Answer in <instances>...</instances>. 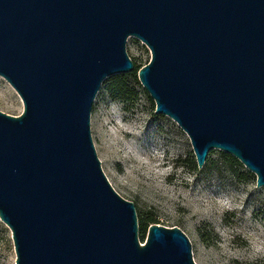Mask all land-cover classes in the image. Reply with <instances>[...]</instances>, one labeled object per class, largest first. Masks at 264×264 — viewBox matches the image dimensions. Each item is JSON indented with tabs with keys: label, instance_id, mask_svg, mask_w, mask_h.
<instances>
[{
	"label": "water",
	"instance_id": "1",
	"mask_svg": "<svg viewBox=\"0 0 264 264\" xmlns=\"http://www.w3.org/2000/svg\"><path fill=\"white\" fill-rule=\"evenodd\" d=\"M131 37L151 53L138 79L157 115L264 187V0H0V77L23 112L0 111V220L15 264H196L178 227L139 238L91 134L103 82L131 73Z\"/></svg>",
	"mask_w": 264,
	"mask_h": 264
},
{
	"label": "rangeland",
	"instance_id": "2",
	"mask_svg": "<svg viewBox=\"0 0 264 264\" xmlns=\"http://www.w3.org/2000/svg\"><path fill=\"white\" fill-rule=\"evenodd\" d=\"M127 52L135 67L151 60L135 37L128 39ZM133 73L117 75L127 76L131 94L125 100L113 97L106 82L91 113L93 143L114 190L134 203L139 223L151 213L157 224L180 228L196 264H264V187L242 164L226 165L219 150L209 153L207 167L195 170L190 138L155 113L154 100ZM0 111L23 112L21 98L2 77ZM140 236L139 230L142 242ZM15 261L12 233L0 220V264Z\"/></svg>",
	"mask_w": 264,
	"mask_h": 264
},
{
	"label": "trees",
	"instance_id": "3",
	"mask_svg": "<svg viewBox=\"0 0 264 264\" xmlns=\"http://www.w3.org/2000/svg\"><path fill=\"white\" fill-rule=\"evenodd\" d=\"M142 67H135L134 73L129 75L131 77H134L137 79L138 77V72ZM127 76L126 75H122V76H112L108 78V81H104L103 85L107 84V90L110 92V94L113 97H117L118 99L121 100H125L127 98V96H129L131 94V91L129 89V85L126 83L125 78ZM224 161L226 163V165L231 166V168H233L234 166H240L241 163L235 159L234 157L228 155V154H224ZM207 163H205L204 168L207 167ZM194 169L198 170V165L197 162L194 165ZM157 218L152 215L151 213H146L142 219L141 222L139 223V230H140V237L142 240V243L145 241L146 237H145V233L147 232V230L149 229V227L153 224H157Z\"/></svg>",
	"mask_w": 264,
	"mask_h": 264
}]
</instances>
